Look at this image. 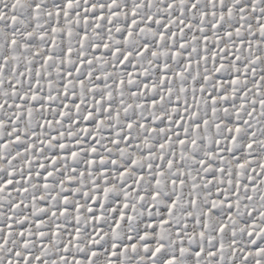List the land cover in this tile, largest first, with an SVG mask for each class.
Masks as SVG:
<instances>
[{"label":"snow or ice","instance_id":"obj_1","mask_svg":"<svg viewBox=\"0 0 264 264\" xmlns=\"http://www.w3.org/2000/svg\"><path fill=\"white\" fill-rule=\"evenodd\" d=\"M0 264H264V0H0Z\"/></svg>","mask_w":264,"mask_h":264}]
</instances>
